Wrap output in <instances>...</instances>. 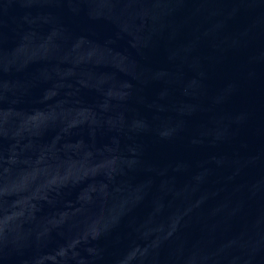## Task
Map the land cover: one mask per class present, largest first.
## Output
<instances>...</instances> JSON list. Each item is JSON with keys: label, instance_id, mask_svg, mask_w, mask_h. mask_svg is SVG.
I'll use <instances>...</instances> for the list:
<instances>
[{"label": "water", "instance_id": "1", "mask_svg": "<svg viewBox=\"0 0 264 264\" xmlns=\"http://www.w3.org/2000/svg\"><path fill=\"white\" fill-rule=\"evenodd\" d=\"M0 264H264V0H0Z\"/></svg>", "mask_w": 264, "mask_h": 264}]
</instances>
